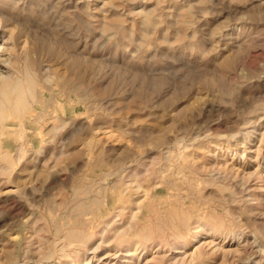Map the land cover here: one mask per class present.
<instances>
[{
	"label": "rangeland",
	"instance_id": "rangeland-1",
	"mask_svg": "<svg viewBox=\"0 0 264 264\" xmlns=\"http://www.w3.org/2000/svg\"><path fill=\"white\" fill-rule=\"evenodd\" d=\"M0 264H264V0H0Z\"/></svg>",
	"mask_w": 264,
	"mask_h": 264
},
{
	"label": "bare ground",
	"instance_id": "bare-ground-1",
	"mask_svg": "<svg viewBox=\"0 0 264 264\" xmlns=\"http://www.w3.org/2000/svg\"><path fill=\"white\" fill-rule=\"evenodd\" d=\"M7 81H9V78L8 77H5V78H2L1 79V82H7ZM5 85V84H4ZM4 87H7V86H4ZM23 88V87H22ZM4 89V88H3ZM18 89H20V88H18ZM26 91V90H25ZM28 92V91H27Z\"/></svg>",
	"mask_w": 264,
	"mask_h": 264
}]
</instances>
